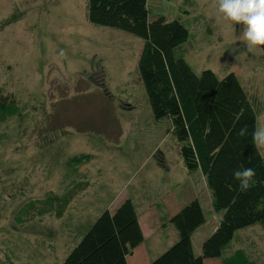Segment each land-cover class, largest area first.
<instances>
[{
    "label": "rangeland",
    "instance_id": "rangeland-1",
    "mask_svg": "<svg viewBox=\"0 0 264 264\" xmlns=\"http://www.w3.org/2000/svg\"><path fill=\"white\" fill-rule=\"evenodd\" d=\"M147 8L149 21L182 20L189 40L176 56L196 74L233 73L264 128V52L242 46V25L218 22L214 0ZM86 13L87 0H0V102L18 108L0 123V264H61L125 200L146 236V256L137 251L131 263H151L179 240L170 219L195 198L205 216L192 236L198 256L223 211L206 204L205 177L188 172L171 119L152 115L138 71L143 40ZM50 196L67 200L60 214ZM236 249L264 264V223L235 231L223 254Z\"/></svg>",
    "mask_w": 264,
    "mask_h": 264
},
{
    "label": "trees",
    "instance_id": "trees-1",
    "mask_svg": "<svg viewBox=\"0 0 264 264\" xmlns=\"http://www.w3.org/2000/svg\"><path fill=\"white\" fill-rule=\"evenodd\" d=\"M86 16L96 26L119 29L143 40L138 71L152 115L171 119L188 172L200 170L213 211H223L220 224L195 256L192 236L204 225L205 216L197 198L186 204L170 219L179 240L148 264H204L210 258L220 259V264H257L240 249L223 254L235 231L264 223V156L253 143L256 110L241 83L233 73L218 78L204 69L196 74L175 54L189 40L182 20L157 17L149 21L147 0H87ZM5 99L0 102L1 124L18 114L13 100ZM245 127L246 133L240 135ZM242 168L255 171L246 192L239 190L233 176ZM50 197L58 205L55 213L60 214L67 200ZM48 202L51 207L53 201ZM121 204L116 214L101 213L61 264H128L126 257L142 244L143 235L131 202Z\"/></svg>",
    "mask_w": 264,
    "mask_h": 264
},
{
    "label": "clouds",
    "instance_id": "clouds-1",
    "mask_svg": "<svg viewBox=\"0 0 264 264\" xmlns=\"http://www.w3.org/2000/svg\"><path fill=\"white\" fill-rule=\"evenodd\" d=\"M216 19L229 25H242L240 41L248 51L264 52V0H214ZM247 128L240 130L244 135ZM253 143L264 146V128L252 133ZM239 183V190L246 192L253 183L255 171L252 168H242L233 173Z\"/></svg>",
    "mask_w": 264,
    "mask_h": 264
},
{
    "label": "crops",
    "instance_id": "crops-1",
    "mask_svg": "<svg viewBox=\"0 0 264 264\" xmlns=\"http://www.w3.org/2000/svg\"><path fill=\"white\" fill-rule=\"evenodd\" d=\"M207 190H208V188H207ZM208 195H206V200H205V202H206V204H209L210 205V203H211V195H210V192H209V190H208ZM127 198V197H126ZM126 198H124L123 197V200H125ZM207 200H208V202L209 203H207ZM202 207V206H201ZM206 207H207V205H206ZM211 207H212V204H211ZM203 209V208H202ZM213 209V208H212ZM140 222L142 221V220H139ZM140 224V223H139ZM140 227H141V231H142V235H143V242L145 243V240H146V236H145V232L143 231V228H142V226L140 225ZM143 242H142V244H143ZM142 244H140L139 246H137V247H135V250H133V253H132V255H128L127 257H126V259H127V263L128 264H144L145 263V260H143V261H140V262H135V261H133V263H131L130 261H129V258L130 257H133L134 256V254H136V252L137 251H140L141 250V253L143 254V255H145L144 253H145V248L146 247H144V244L142 245ZM146 256V255H145ZM205 262H206V260H205Z\"/></svg>",
    "mask_w": 264,
    "mask_h": 264
}]
</instances>
